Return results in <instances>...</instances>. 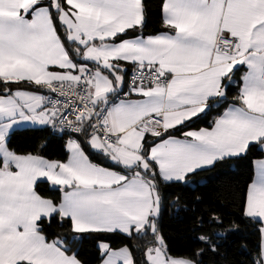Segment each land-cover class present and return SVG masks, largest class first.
<instances>
[{"label": "snow or ice", "instance_id": "6c2138e0", "mask_svg": "<svg viewBox=\"0 0 264 264\" xmlns=\"http://www.w3.org/2000/svg\"><path fill=\"white\" fill-rule=\"evenodd\" d=\"M157 8L146 34L148 0H0V264H85V240L96 264H203L238 225L193 216L196 246L174 252L162 187L252 153L236 195L259 236L249 264H264V0ZM24 129L59 136L66 157L19 151Z\"/></svg>", "mask_w": 264, "mask_h": 264}, {"label": "trees", "instance_id": "16d2710c", "mask_svg": "<svg viewBox=\"0 0 264 264\" xmlns=\"http://www.w3.org/2000/svg\"><path fill=\"white\" fill-rule=\"evenodd\" d=\"M149 21L146 34L161 30L160 16L157 8L158 0H148ZM235 95V91L230 93ZM210 119V118H209ZM207 121H199L194 127H206ZM21 152L38 149L45 144L43 154L49 159H64V141L59 136L43 129H24L18 131L12 141ZM260 158L258 153H252L246 160H230L217 164L211 170L201 171L190 178L187 185L173 184L162 187L165 207L162 210L161 229L168 238L174 252L183 253L196 245L190 237L193 235V216L207 215L209 210L218 213L224 220L225 228L238 225L235 233H229L226 239H221L217 253L208 252L203 264H249V253L255 254L259 244V236L255 226L247 223L241 216L238 207L239 191L250 182L253 175V161ZM95 162L106 163L99 157H93ZM42 195L58 198L59 193L50 189L47 183L39 185ZM197 197L200 199L197 200ZM176 205V207H173ZM205 223L204 231L209 233L223 232ZM50 237L67 234V229L61 228L56 222L47 227ZM116 243H119L117 240ZM80 258L85 264H96V249L91 241L85 240L77 245Z\"/></svg>", "mask_w": 264, "mask_h": 264}, {"label": "crops", "instance_id": "0c3cea01", "mask_svg": "<svg viewBox=\"0 0 264 264\" xmlns=\"http://www.w3.org/2000/svg\"><path fill=\"white\" fill-rule=\"evenodd\" d=\"M195 128H200V127H195ZM52 160H55V159H52Z\"/></svg>", "mask_w": 264, "mask_h": 264}]
</instances>
